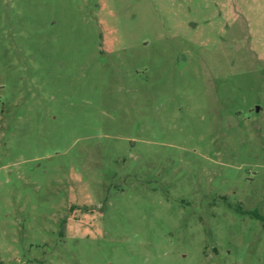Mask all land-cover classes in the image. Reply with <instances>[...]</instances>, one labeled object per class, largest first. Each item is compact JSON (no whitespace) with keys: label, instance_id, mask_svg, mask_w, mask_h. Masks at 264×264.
<instances>
[{"label":"rangeland","instance_id":"rangeland-1","mask_svg":"<svg viewBox=\"0 0 264 264\" xmlns=\"http://www.w3.org/2000/svg\"><path fill=\"white\" fill-rule=\"evenodd\" d=\"M0 264H264V0H0Z\"/></svg>","mask_w":264,"mask_h":264}]
</instances>
